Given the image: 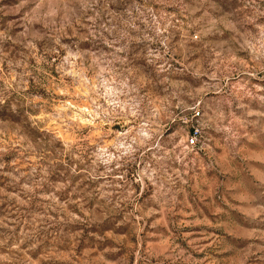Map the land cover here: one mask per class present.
<instances>
[{
    "label": "rangeland",
    "instance_id": "1",
    "mask_svg": "<svg viewBox=\"0 0 264 264\" xmlns=\"http://www.w3.org/2000/svg\"><path fill=\"white\" fill-rule=\"evenodd\" d=\"M0 264H264V0H0Z\"/></svg>",
    "mask_w": 264,
    "mask_h": 264
},
{
    "label": "built area",
    "instance_id": "2",
    "mask_svg": "<svg viewBox=\"0 0 264 264\" xmlns=\"http://www.w3.org/2000/svg\"><path fill=\"white\" fill-rule=\"evenodd\" d=\"M201 111L199 109L196 110V114L199 115ZM202 134L201 128L198 126H194L190 132L189 138H188V144L190 146H195L197 144L198 139L200 138Z\"/></svg>",
    "mask_w": 264,
    "mask_h": 264
}]
</instances>
